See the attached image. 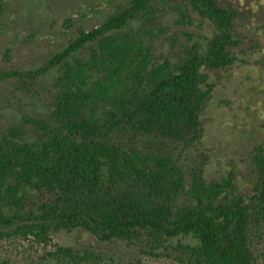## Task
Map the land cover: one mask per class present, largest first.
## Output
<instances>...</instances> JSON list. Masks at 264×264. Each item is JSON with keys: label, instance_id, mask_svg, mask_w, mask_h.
<instances>
[{"label": "trees", "instance_id": "obj_1", "mask_svg": "<svg viewBox=\"0 0 264 264\" xmlns=\"http://www.w3.org/2000/svg\"><path fill=\"white\" fill-rule=\"evenodd\" d=\"M170 1L129 0L46 60V117L31 133H0V237L46 243L82 230L183 264H264V139L250 150L249 193L188 158L213 92L209 72L236 61L237 12L185 0L213 33L204 46L162 51L156 28L177 9ZM48 255L56 264L102 260L68 245Z\"/></svg>", "mask_w": 264, "mask_h": 264}, {"label": "rangeland", "instance_id": "obj_2", "mask_svg": "<svg viewBox=\"0 0 264 264\" xmlns=\"http://www.w3.org/2000/svg\"><path fill=\"white\" fill-rule=\"evenodd\" d=\"M219 1L237 12L235 44L230 46L236 61L228 69L209 72L213 92L199 117L202 137L188 158L203 162L209 179L232 174L240 190L249 193L250 150L264 139V0ZM128 2L0 0V133L15 126L33 131L32 121L46 117L52 96L48 68H41L46 60ZM170 4L177 9L166 8L162 31L156 28L161 50L204 46L213 33L209 21L185 0ZM56 245L100 252L98 264H183L138 246L104 245L82 230L53 234L46 243L13 233L0 237V264H56L48 255Z\"/></svg>", "mask_w": 264, "mask_h": 264}]
</instances>
